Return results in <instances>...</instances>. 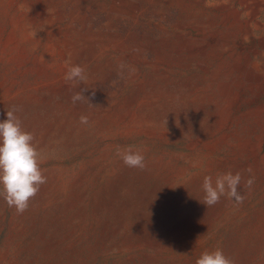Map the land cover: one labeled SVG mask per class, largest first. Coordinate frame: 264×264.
<instances>
[{
  "label": "rangeland",
  "instance_id": "obj_1",
  "mask_svg": "<svg viewBox=\"0 0 264 264\" xmlns=\"http://www.w3.org/2000/svg\"><path fill=\"white\" fill-rule=\"evenodd\" d=\"M255 4L0 0V122L18 109L47 177L23 214L0 197V264H195L216 249L235 264H264V29L255 23L251 39L243 28ZM233 10L239 21L223 22ZM71 65L87 75L75 86L64 79ZM203 65L232 73L212 81ZM245 70L241 92L222 97L219 82ZM82 88L89 102L73 104ZM128 146L147 169L123 164L116 150ZM229 171L241 174L244 202L204 205L203 178Z\"/></svg>",
  "mask_w": 264,
  "mask_h": 264
},
{
  "label": "clouds",
  "instance_id": "obj_2",
  "mask_svg": "<svg viewBox=\"0 0 264 264\" xmlns=\"http://www.w3.org/2000/svg\"><path fill=\"white\" fill-rule=\"evenodd\" d=\"M127 66L121 62L118 65L122 74ZM135 68H129V74L135 73ZM66 82H72L73 86L87 79L86 70L80 65L68 67L64 76ZM88 91L82 88L71 96L73 104L87 100L84 93ZM95 95V92L92 93ZM18 109H9L6 119L0 122V197H3L10 208H14L18 215L23 214L29 207V202L39 193L40 187L47 182L40 163L41 154L33 141L34 135L22 127V122L15 114ZM79 122L82 125L89 123L88 117L81 115ZM116 154L123 164L129 168L144 170L146 167L145 156L142 150H134L132 146L121 149L117 147ZM251 172V169H247ZM241 174L227 172L219 174L213 179L205 176L201 185L203 204L211 207L220 202L221 197L234 200L236 204H242L245 197L240 194L238 188L241 183ZM254 178L246 182L251 189ZM195 264H235V261L227 257L221 249L203 252Z\"/></svg>",
  "mask_w": 264,
  "mask_h": 264
},
{
  "label": "bare ground",
  "instance_id": "obj_3",
  "mask_svg": "<svg viewBox=\"0 0 264 264\" xmlns=\"http://www.w3.org/2000/svg\"><path fill=\"white\" fill-rule=\"evenodd\" d=\"M57 1V0H56ZM133 1V0H132ZM139 1V0H138ZM204 1V0H203ZM103 2V1H102ZM105 2H107V1H105ZM104 2V3H105ZM241 2H242V4H246L247 2H248V0H241ZM255 2H256V4H255V7L252 9V12L250 13V15H249V20H246L245 21V23H244V30H245V34L249 37V38H253V36H254V32H256L255 31V23H257V26H256V29L257 30H259V31H262L263 29H264V25L262 26V24L258 21V19H259V14H260V12H261V8L263 7L262 6V3L260 2H258V0H255ZM258 2V3H257ZM161 3V2H160ZM99 4V3H98ZM107 4V3H106ZM168 5V4H167ZM38 6V5H37ZM149 6V5H148ZM85 7V6H84ZM151 7V6H150ZM156 7H158V6H156ZM175 7V6H174ZM58 8V7H57ZM106 8V7H105ZM108 8V7H107ZM149 8V7H148ZM147 8V9H148ZM85 9V8H84ZM66 11V10H65ZM77 11V10H76ZM234 12H233V14H232V16L230 15L229 17H227L226 15H224V16H222V18H223V22H228V21H230V20H232V19H234L236 22L237 21H239L238 19H239V12L238 11H236V10H233ZM100 12V11H99ZM143 12V11H142ZM149 12V11H148ZM75 13V12H74ZM159 13H161V12H159ZM107 14V13H106ZM178 14V13H177ZM61 15H62V13H61ZM175 15H176V13H175ZM72 16V15H71ZM130 16V15H129ZM141 16V15H140ZM152 16V15H151ZM169 16V15H168ZM171 16V15H170ZM169 16V17H170ZM172 16L173 17H175L174 15H173V13H172ZM176 16H178V15H176ZM72 17H74V16H72ZM139 17V16H138ZM149 17V16H148ZM157 17V16H156ZM121 18V17H120ZM137 18V17H136ZM135 18V19H136ZM153 18H155V17H153ZM160 18V17H159ZM168 18V17H167ZM145 19V18H144ZM148 19V18H147ZM171 19V18H170ZM176 19V18H175ZM127 20V19H126ZM138 20V19H137ZM162 20V19H161ZM90 21V20H89ZM154 21H155V19H154ZM173 21V20H172ZM116 22V21H115ZM123 22V21H122ZM174 22V21H173ZM87 23V22H86ZM127 23V22H126ZM131 23V22H130ZM172 23V22H171ZM54 24H56V23H54ZM76 24V23H75ZM88 24H89V22H88ZM92 24V23H91ZM129 24V23H128ZM68 25V24H67ZM142 25V24H141ZM158 25V24H157ZM61 26H63V25H61ZM91 26V25H90ZM92 26H93V24H92ZM138 26V25H137ZM140 26V25H139ZM102 27V26H101ZM144 27V26H143ZM155 27V26H154ZM111 28V27H110ZM125 29V28H124ZM123 29V30H124ZM132 29V28H131ZM146 29V28H145ZM147 29H149V28H147ZM151 29V28H150ZM103 30V29H102ZM101 30V31H102ZM165 30V29H164ZM61 31V30H60ZM74 31V30H73ZM110 31H112V30H110ZM121 31V30H120ZM134 31V30H133ZM140 31V30H139ZM167 31V30H166ZM100 32V31H99ZM103 32V31H102ZM115 32V31H114ZM118 32V31H117ZM116 32V33H117ZM63 33V32H62ZM104 33V32H103ZM138 33V32H137ZM156 33H158V32H156ZM162 33V32H161ZM38 34V33H37ZM207 34V33H206ZM205 34V35H206ZM124 35V34H123ZM150 35V34H149ZM160 35V34H159ZM54 36V35H53ZM60 36V35H59ZM67 36V35H66ZM65 36V37H66ZM74 36V35H73ZM154 36V35H153ZM156 36V35H155ZM158 36V35H157ZM194 36V35H193ZM54 37H56V36H54ZM68 37V36H67ZM196 37H197V35H196ZM199 37V36H198ZM202 37H204V36H202ZM62 38V37H61ZM76 38H78V37H76ZM218 38H221V39H219V40H221V41H218V42H220L219 44H217V45H225V43L226 42H228V36L227 37H225V36H222V37H218ZM218 38H217V40H218ZM248 38V39H249ZM86 39V38H85ZM69 40H71V39H69ZM210 40V39H209ZM103 41H104V39H103ZM127 42V41H126ZM214 42V41H213ZM213 42H210L209 43V45H212V43ZM262 42H263V44H264V36L262 37ZM258 43V42H257ZM70 44V43H69ZM72 44V43H71ZM230 44V43H229ZM238 44V43H237ZM74 45H75V43H74ZM101 45V44H100ZM114 45V44H113ZM112 45V46H113ZM236 45V44H235ZM260 45V44H259ZM228 46V45H227ZM213 47H216V44H214L213 43ZM243 47V46H242ZM111 48V47H110ZM220 48V47H219ZM253 50V53L255 54V55H259V53L260 52H262V51H259V49L258 48H254V47H251ZM68 49V48H67ZM80 49V48H79ZM97 49V48H96ZM234 50V49H233ZM105 51V50H104ZM103 51V52H104ZM72 52V51H71ZM78 52V51H77ZM192 52V51H191ZM191 52H189V53H191ZM197 52L198 51H194V52H192V54L193 55H196L197 54ZM113 53V52H112ZM36 54V53H35ZM63 54V53H62ZM70 54V53H69ZM114 54V53H113ZM123 54H124V52H123ZM129 54V53H128ZM151 54V53H150ZM72 55V54H71ZM70 55V56H71ZM120 55V54H119ZM148 55H149V52H148ZM247 55V54H246ZM74 56V55H73ZM65 57V56H64ZM79 57V56H78ZM100 57V56H99ZM149 57V56H148ZM216 57V56H215ZM243 57V56H242ZM67 58H69V57H67L66 56V59ZM74 58H75V56H74ZM116 58V57H115ZM223 58V54H217V59L220 61L221 59ZM63 59V58H62ZM97 59V58H96ZM150 59V58H149ZM73 60V59H72ZM113 60V59H112ZM137 60V59H136ZM61 61V60H60ZM64 61V60H63ZM99 61H100V59H99ZM101 62V61H100ZM137 62V61H136ZM80 63V62H79ZM89 63V62H88ZM130 63V62H129ZM139 63V62H138ZM49 64V63H48ZM55 65V64H54ZM52 66V65H51ZM62 66V65H61ZM134 66V65H133ZM50 67V66H49ZM53 67V66H52ZM100 67V66H99ZM102 67V66H101ZM233 67V66H232ZM95 68V67H94ZM253 68H255V67H253ZM230 69V68H229ZM229 69H224V68H222L221 66H220V68H217L216 70H215V72L213 71V73H212V71H211V68L208 66V65H203V71H204V73H206V74H208V75H210V77H211V80L212 81H216V79H221V76H224V74L225 75H228V76H230L229 74H231L232 72L229 70ZM94 70V69H93ZM106 71V70H105ZM126 71V70H125ZM144 71H146V70H144ZM58 72V71H57ZM97 72V71H96ZM99 72V71H98ZM128 72V71H127ZM100 73V72H99ZM229 73V74H228ZM258 73V72H257ZM112 74V73H111ZM124 74V73H123ZM109 75V74H108ZM250 75V72H248V71H243V72H239L238 73V79L236 78L234 81H232L231 82V84L230 83H221V82H219V84H218V91L222 94V97H225L226 96V93L227 92H230V90H231V88L233 89V88H236V89H239L240 90V92H241V90L244 88V83H245V77H247V76H249ZM259 75V74H258ZM264 75V74H263ZM262 74H261V76H263ZM58 76H60V75H58ZM101 76V75H100ZM99 76V77H100ZM251 76V75H250ZM61 77V76H60ZM172 77V76H171ZM146 78V77H145ZM96 80V79H95ZM142 80V79H141ZM140 80V81H141ZM248 80H250V79H248ZM258 80V79H257ZM58 81V80H57ZM93 81V80H92ZM156 81V80H155ZM56 82V81H55ZM95 82V81H94ZM128 82H130V81H128ZM151 82H152V80H151ZM262 82V81H261ZM147 83V82H146ZM153 83V82H152ZM264 83V82H263ZM158 84V83H157ZM170 84V83H169ZM257 84V83H256ZM261 84V83H260ZM87 85V84H86ZM154 85V84H153ZM156 85V84H155ZM1 86V85H0ZM52 86V85H51ZM91 86V85H90ZM138 86V85H137ZM148 86V85H147ZM152 86V85H151ZM7 87V86H6ZM93 87V86H92ZM8 88V87H7ZM256 88H258V87H256ZM42 89V88H41ZM145 89H146V87H145ZM144 89V90H145ZM147 89H148V87H147ZM164 89V88H163ZM29 90H31V89H29ZM44 90V89H43ZM81 90V89H80ZM14 91H16V90H14ZM39 91V90H38ZM145 92V91H144ZM164 92V91H163ZM240 92H236V94H237V96H239V94H240ZM15 93V92H14ZM146 93V92H145ZM256 93V92H255ZM19 94V93H18ZM21 94V93H20ZM11 95H12V93H11ZM128 95V94H127ZM143 95V94H142ZM172 95V94H171ZM8 96V95H7ZM10 96V95H9ZM20 96V95H19ZM140 98V97H139ZM160 98V97H159ZM239 98V97H238ZM242 98H244V96L242 97ZM242 98H239L238 99V103H241V101H242ZM116 99V98H115ZM124 99V98H123ZM127 99V98H126ZM163 99V98H162ZM203 99H205V98H203ZM237 99V98H236ZM261 99V98H260ZM259 99V100H260ZM142 100V99H141ZM245 100H247V99H245ZM124 101V100H123ZM138 101H139V99H138ZM262 101V100H261ZM140 102H143V101H140ZM29 103V102H28ZM52 103V102H51ZM116 103V102H115ZM260 103V102H259ZM8 104V103H7ZM107 104H108V102H107ZM137 104V103H136ZM234 104V103H233ZM251 104V103H250ZM110 105H112V104H110ZM115 105V104H114ZM108 106V105H107ZM253 106H254V104H253ZM237 107V106H236ZM148 108V107H147ZM87 109V108H86ZM141 109V108H140ZM237 109V108H236ZM251 109V108H250ZM256 109V108H255ZM104 110V109H103ZM111 110V109H110ZM112 111V110H111ZM146 111V110H145ZM104 112H105V110H104ZM107 112V111H106ZM116 112V111H115ZM126 112H128V111H126ZM235 112V111H234ZM102 113V112H101ZM109 113V112H108ZM140 113V112H139ZM146 113V112H145ZM93 114V113H92ZM119 115L121 114V113H118ZM141 114V113H140ZM238 115V114H237ZM253 115V114H252ZM93 117V116H92ZM95 117H97V116H95ZM105 117V116H104ZM223 117H224V115H223ZM245 117V116H244ZM106 118V117H105ZM148 118V117H147ZM109 119V118H108ZM110 119H111V117H110ZM109 119V120H110ZM142 119V118H141ZM154 119V118H153ZM100 120V119H99ZM98 121V120H97ZM118 121V120H117ZM222 121V120H221ZM231 121V120H230ZM95 122V121H94ZM122 122V121H121ZM99 123H100V121H99ZM111 123H112V121H111ZM141 123V122H140ZM152 123H153V121H152ZM96 124V123H95ZM107 124V123H106ZM110 124V123H109ZM142 124V123H141ZM230 124V123H229ZM132 125V124H131ZM130 125V126H131ZM154 125V124H153ZM108 126V125H107ZM132 127H134V125L132 126ZM137 128H139V127H137ZM155 135V134H154ZM209 140V139H208ZM207 142V141H206ZM264 142V141H263ZM194 145V144H193ZM195 146V145H194ZM244 147V146H243ZM242 147V148H243ZM260 147V146H259ZM196 148V147H195ZM187 151V150H186ZM189 151V150H188ZM192 151H193V149H192ZM263 152V151H262ZM201 153V152H200ZM206 157V156H205ZM260 157V156H259ZM203 158V157H202ZM209 162V161H208ZM105 168V167H104ZM146 168V167H145ZM126 169V168H125ZM147 169V168H146ZM149 169V168H148ZM154 169V168H153ZM103 170V169H102ZM153 171V170H152ZM209 171V170H208ZM125 172V171H124ZM171 172V171H170ZM102 173V172H101ZM100 173V174H101ZM155 173V172H154ZM159 173V172H158ZM183 173V172H182ZM165 174V173H164ZM167 174V173H166ZM171 174V173H170ZM184 174V173H183ZM157 175V174H156ZM162 174H160V176H161ZM146 176V175H145ZM153 176V175H152ZM159 176V175H158ZM171 177V176H170ZM113 178V177H112ZM151 179V178H150ZM170 179V178H169ZM171 180V179H170ZM148 181V180H147ZM167 181V180H166ZM257 182V181H256ZM115 183V182H114ZM112 184V183H111ZM201 184V183H200ZM45 185V184H44ZM183 185V184H182ZM191 185V184H190ZM46 186V185H45ZM44 186V187H45ZM184 186V185H183ZM198 186V185H197ZM47 187V186H46ZM113 187V186H112ZM259 187V186H258ZM181 188V187H180ZM108 191V190H107ZM47 192V191H46ZM46 192H45V195H46ZM182 192H183V190H182ZM49 193V192H48ZM84 193V192H83ZM150 193H152V192H150ZM193 193H195V192H193ZM189 194V193H188ZM191 194V193H190ZM196 194V193H195ZM193 195V194H192ZM187 196V195H186ZM44 197V196H43ZM81 198H83V197H81ZM166 198V197H165ZM42 199V198H41ZM187 200V199H186ZM81 213V212H80ZM178 234V233H177ZM139 242V241H138ZM141 242V241H140ZM178 242V241H177ZM185 244V243H184ZM243 246V245H242ZM149 255V254H148Z\"/></svg>",
  "mask_w": 264,
  "mask_h": 264
}]
</instances>
